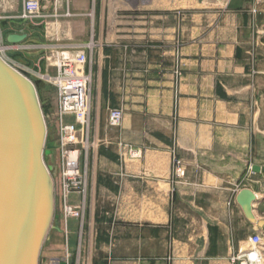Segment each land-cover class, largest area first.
I'll return each mask as SVG.
<instances>
[{
    "label": "crops",
    "instance_id": "1",
    "mask_svg": "<svg viewBox=\"0 0 264 264\" xmlns=\"http://www.w3.org/2000/svg\"><path fill=\"white\" fill-rule=\"evenodd\" d=\"M23 1L0 0L5 43L13 33L26 34L18 43L36 42L50 19L46 40L100 45L85 64L86 190L68 200H84L86 211L83 223L67 220L70 263L232 264L246 231L261 229L236 202L241 188L256 193L237 187L262 132L247 77H264V67L250 70L243 46L255 0H40V16L29 20L20 17ZM114 107L123 117L109 126ZM173 154L184 164L182 178L173 174ZM258 173H249L252 182ZM238 220L244 232H236ZM63 228L61 214L49 228L59 238L46 234L49 245L40 249L45 262L63 257Z\"/></svg>",
    "mask_w": 264,
    "mask_h": 264
},
{
    "label": "water",
    "instance_id": "2",
    "mask_svg": "<svg viewBox=\"0 0 264 264\" xmlns=\"http://www.w3.org/2000/svg\"><path fill=\"white\" fill-rule=\"evenodd\" d=\"M25 38L13 33L6 40L18 43ZM40 83L0 56V264H38L53 218L55 166L44 159L55 143L47 139L37 94ZM252 170L261 168L254 165ZM256 199L246 187L236 194L245 218L263 227L264 219L253 212Z\"/></svg>",
    "mask_w": 264,
    "mask_h": 264
},
{
    "label": "rangeland",
    "instance_id": "3",
    "mask_svg": "<svg viewBox=\"0 0 264 264\" xmlns=\"http://www.w3.org/2000/svg\"><path fill=\"white\" fill-rule=\"evenodd\" d=\"M187 1L189 0L184 1V3L182 4L187 6L190 5V3ZM130 2L135 3V0H130ZM248 17L250 25L249 28L245 31V34L249 36V40L246 41L245 44H243L244 49L248 51V57L245 58V62H247L250 70H257V66L264 67V0L254 1V3L250 7ZM48 21V24L42 23L40 24V26H38L39 33L38 37L36 38V42H23L22 44L25 47L22 49L1 51L4 40L0 39V54L2 55V58L5 59V61L10 65L26 69L29 72H32V74L34 75L37 73H43V69L46 66H48L49 69H53L51 72L49 71V73L54 74L56 72L55 64L57 63L59 53L61 51L70 50V48L68 49V45L70 44H60V41H57L55 39L46 40V38L43 37L46 34V26L49 27L47 28V30L50 34H52L54 31L52 30L51 20L48 19ZM99 46L100 45L97 44L91 51H95ZM89 51V49L86 50V55ZM36 77H34V79H38ZM247 80H250L254 83V87L252 89V104L257 106L258 108H261L262 110V132H257L258 136L255 140L254 149L251 156V163H253L254 165H258L261 170L253 171L252 166L248 165L244 176L238 184L237 188L243 187L245 185H252L255 188L258 198L257 203L254 207V215L259 219H264V77H251L250 73V76L247 77ZM37 94L47 127V139L50 141H54L55 143L53 153L46 157L44 160L46 165L55 166V173L53 174V171L51 172L54 185V208L51 224L59 226L61 214H63V211L62 196L60 192L61 186L59 180L61 153L58 135L56 88L52 83L41 79L40 87L37 89ZM81 146L82 145L79 144V147ZM81 148H86V143ZM251 171L259 172L258 176L254 178L253 182L249 177V173ZM68 203L71 204L69 200ZM85 211L86 209L84 203L83 214H85ZM56 216L59 218L57 219ZM62 221L64 226L65 223L63 217ZM232 224L233 223L231 222V225ZM235 225L237 227L236 232H244L245 225L243 223V220H238ZM260 228L261 229H259L258 232L255 229H253L252 232L249 230L246 231V239L244 240V242H242V245L245 247V249L239 250V248L236 247V250L232 251L230 255V262L232 264H249L247 258L245 257V253L247 252V250L249 251V248L252 249V251L254 250V252L258 256L257 260L251 262H253V264H264V226ZM255 233H258L261 237V242L257 245H253L250 242V237ZM47 236L55 239L59 238V235L53 232L51 229L48 230ZM238 236H241V234ZM48 245L49 241H45L42 244L41 250H46ZM63 250L65 254V247ZM56 258L60 257L54 255L53 258L45 262L40 253L38 264H53L57 261Z\"/></svg>",
    "mask_w": 264,
    "mask_h": 264
},
{
    "label": "built area",
    "instance_id": "4",
    "mask_svg": "<svg viewBox=\"0 0 264 264\" xmlns=\"http://www.w3.org/2000/svg\"><path fill=\"white\" fill-rule=\"evenodd\" d=\"M125 1L131 3L130 0ZM154 1L135 0V3L137 5H147ZM40 12V0H24L20 17L29 20L40 16ZM69 14V12H66V15ZM96 45L97 43L93 39L87 43L68 45L70 50L59 53L54 74L43 72L34 75L26 69L11 65L18 71L26 73L29 78L37 76L36 78L52 83L56 88L58 135L61 153L59 180L62 196V217L65 223L63 228L65 254L63 257L56 258L57 261L53 264H70L71 253L68 245L67 220L76 218L80 223L84 221V200L78 205H71L68 203V198L72 193L81 194L83 197L86 190V176L82 172L79 163L81 147L88 141L87 133L89 128V74L85 70V64L87 61L86 50H92ZM24 47L21 43L4 42L1 51L19 50ZM174 74L178 78L180 71L175 69ZM122 117L123 111L121 108H111L108 113V125H119ZM79 144L82 146L79 147ZM172 170L176 178H182L185 175L184 164L175 154L172 155ZM250 242L253 245L259 244L261 242L260 235L258 233L252 235Z\"/></svg>",
    "mask_w": 264,
    "mask_h": 264
},
{
    "label": "bare ground",
    "instance_id": "5",
    "mask_svg": "<svg viewBox=\"0 0 264 264\" xmlns=\"http://www.w3.org/2000/svg\"><path fill=\"white\" fill-rule=\"evenodd\" d=\"M33 79L34 78H30V80H33ZM245 257L247 258V261L249 262V264H253V262H251V261H255L258 258L257 254L254 252V250L252 251V249H250V248H249V251L247 250V252L245 253ZM242 264H244V263H242Z\"/></svg>",
    "mask_w": 264,
    "mask_h": 264
}]
</instances>
